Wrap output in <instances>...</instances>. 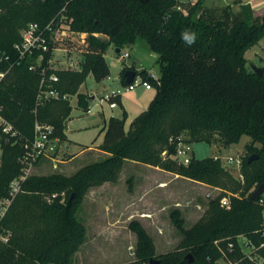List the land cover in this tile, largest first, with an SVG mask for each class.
Returning a JSON list of instances; mask_svg holds the SVG:
<instances>
[{
  "label": "trees",
  "instance_id": "1",
  "mask_svg": "<svg viewBox=\"0 0 264 264\" xmlns=\"http://www.w3.org/2000/svg\"><path fill=\"white\" fill-rule=\"evenodd\" d=\"M203 2L0 0V71L7 72L0 87V108L20 134L15 145L13 138L1 142L0 198H8L11 183L25 175L26 165L20 158L25 144L34 140L37 122L52 126L54 135L66 141L73 111L71 96L77 95L79 106L89 110L91 97L79 90L90 74L97 82L110 76L105 58L108 47L114 45L123 52L144 41L157 56L159 72L156 81L146 69H123L125 85V73L133 70L151 83L156 94L128 131L126 111L121 118L108 120L104 140L97 147L108 155L106 159L86 165L72 176L28 175L21 183L1 223L6 239L0 237V264H72L74 253L87 237V228L77 216L86 192L115 181L126 161L223 191L190 229L179 210L171 213L182 235L176 252L156 255L147 231L133 221L129 227L138 239L137 260L129 264H150L152 259L160 264H249L239 237L257 247L264 244L263 196L257 201L250 199L253 191L264 185V74L251 69L246 53L264 38V16L255 18L249 6H243L238 14L229 8L218 13L205 9ZM30 24L42 28L52 24L54 29L68 25L72 32L87 35L90 50L82 69L52 68L49 64L56 45L51 42L48 52L35 50L22 58L16 45L22 41L21 31ZM185 29L197 34L191 46L182 39ZM99 35H106L109 43ZM52 76L58 81H50ZM42 81L45 89L55 90L58 97L38 104ZM113 101L122 105L121 96ZM243 136L252 142L247 146L240 179L225 169L220 159L200 160L193 155L184 165L175 158L181 138L189 144L221 140L230 146ZM252 155L258 158L249 161ZM227 192L231 193L230 209L220 202ZM63 193L64 201L62 197L46 199Z\"/></svg>",
  "mask_w": 264,
  "mask_h": 264
},
{
  "label": "rangeland",
  "instance_id": "2",
  "mask_svg": "<svg viewBox=\"0 0 264 264\" xmlns=\"http://www.w3.org/2000/svg\"><path fill=\"white\" fill-rule=\"evenodd\" d=\"M215 10L218 13L221 11ZM87 38L85 34L72 32L68 25H61L60 30L57 31L56 49L53 50L49 65L52 68H63L68 58L84 61L86 52L90 50ZM63 50H67V53ZM123 52L130 54L126 62L121 58L122 54L117 53L114 45L108 47L105 57L110 68V76L102 82H97L90 74L81 86L80 94L95 97L90 101L89 107L92 108L90 114L79 106L77 95L71 96L73 111L71 120L67 122V132L73 142H69L70 155L61 158L64 163L43 160L32 167L29 175L72 176L86 165L108 157L106 153L97 148L103 141L102 136L97 139L99 132L105 126L103 112L107 116L106 120L111 115L122 117L123 114L120 106L111 110L108 101L104 102L102 107H96V103L116 90H121L123 98L132 101L134 93L143 90L144 87H137L134 91H125L127 85L121 80L123 69L127 66L141 71L143 67L153 65L157 58L149 51L144 41H140ZM256 52L264 57V38L246 53L249 66L262 67ZM38 62L40 64L41 58ZM151 93L155 95L156 90H151ZM131 121L127 122L126 128L130 127ZM251 142L249 136H243L239 143L230 146H226L221 140L213 144L193 143L191 145L192 156L200 160L219 157L223 167L240 179L237 167L227 166L226 160L229 157L237 158L240 154L247 153V146ZM79 152L81 154L75 156ZM212 188L185 178L177 180L173 174L158 168L132 161L124 162L115 181H106L90 187L86 192L77 216L87 228V237L84 244L74 253L72 264H129L135 262L138 239L129 227L133 221L139 222L147 231L153 240L156 255L178 251L182 235L175 227L171 213L179 210L185 220V227L190 229L203 217L210 201L223 194L221 189ZM58 197H62V201L65 200L64 193L47 196L46 199L51 201ZM230 197L231 193L227 192L221 199L229 198L230 200ZM245 241L246 238L239 237L241 245Z\"/></svg>",
  "mask_w": 264,
  "mask_h": 264
},
{
  "label": "built area",
  "instance_id": "3",
  "mask_svg": "<svg viewBox=\"0 0 264 264\" xmlns=\"http://www.w3.org/2000/svg\"><path fill=\"white\" fill-rule=\"evenodd\" d=\"M60 30L54 29L52 24L47 25L42 28L38 24H30L23 32H22V41L20 44L16 45V49L19 51L21 57H25L27 54H32L35 50H42L43 52H48L50 49V42L53 44L57 43L56 35L57 31ZM56 49V47L54 48ZM53 49V50H54ZM67 53V50H63ZM122 59L126 60L130 58V54L127 52H121ZM42 59V57H41ZM83 60H76L73 58H68L66 61L65 67L57 68V69H65V70H81L83 65ZM7 72L0 71V87L2 85L3 80L6 77ZM151 77L159 81V74L151 73ZM50 81L57 82L58 77L52 76ZM45 83L42 81L40 92L38 94V104L44 103L46 100L57 98L58 92L52 89H45ZM144 87L148 90L153 89L151 83L145 81L141 76H135L132 83H129L125 87V91H133L137 87ZM121 90L113 91L111 94L101 98L96 103V107H102L103 103L108 101L110 108H115L118 106L116 101H113L115 98L120 97L122 95ZM95 99V97H94ZM2 109L0 108V170L2 166V156L3 150L1 147V142L3 138L14 139L13 144H17L20 140V134L15 129V127L2 115ZM92 112V108L89 107V110L86 112L90 114ZM62 140L59 137L54 135V128L50 125H43L40 123H36L35 126V135L34 140L31 143L25 144V152L24 155L20 158L21 162L26 165L24 172L25 175L19 179H15L10 185V196L8 198H0V227L1 223L12 204L16 195L20 192L21 183L27 178L30 174V170L34 165L42 162L43 160H48L52 162H60L59 153L61 149ZM192 144L185 142V138H181L178 143V149L176 154V159L183 163L184 165H188L192 158ZM247 153L240 154L237 158L229 157L226 160L227 166H236L237 169L241 170L243 159L246 157ZM215 159H220L219 157H215ZM221 160V159H220ZM222 161V160H221ZM241 177V174H240ZM222 207L226 209H230V200L229 198L221 199ZM263 202V201H261ZM0 237L2 239H6L5 236L0 231ZM245 238V237H244ZM242 252L245 254V259L249 264H264V254L261 253V250L264 248V244L260 247L255 246L250 243L247 238L243 245H241ZM233 245H231V248ZM241 262H228L227 264H240Z\"/></svg>",
  "mask_w": 264,
  "mask_h": 264
},
{
  "label": "crops",
  "instance_id": "4",
  "mask_svg": "<svg viewBox=\"0 0 264 264\" xmlns=\"http://www.w3.org/2000/svg\"><path fill=\"white\" fill-rule=\"evenodd\" d=\"M179 1L181 3H184V4H193L197 0H179ZM203 6H204L205 9H212V10H215V9H217V10H223L225 8H229L230 11H232L235 14H238L239 12H241V9H242L243 6H249L250 9H251V11H252V14H253V16L255 18H261V17L264 16V0H204ZM256 55L259 56V60L261 62V65H262V67H264V57H262L258 52H256ZM156 62H157V58H156V61L154 63L155 65L153 64L150 67L149 66L143 67L142 70L146 69L150 74L151 73L158 74V69H157V66H156ZM151 90H153V89H151ZM151 90H148V89L144 88L143 90H139V91L135 92L134 93V98L132 99V101H130L127 98H123V96L121 95V103H122V105L118 104V106L121 107L122 114H123L124 111H126L127 114H128V119L126 121V125H127V122H130L131 119L134 116H135L134 117V119H135L138 115H140L142 112H144L145 110L148 109L151 101L155 97V95H153L151 93ZM91 98H94V96H92ZM91 100H93V99H91ZM117 107L110 108V109L111 110H114ZM103 116L105 117V126L99 132L97 139L100 136H102V139L104 140L105 131H103V130L105 129L108 120L111 117H116V116L111 115L108 120H106L107 116L105 115L104 112H103ZM70 118H71V116H70ZM119 118H121V117H119ZM69 120H71V119H69ZM128 130H129V128H126V131H128ZM65 134L67 136V140L62 142L61 149H60V153H59V157H60V162L61 163H64V161H61V158H63L65 155H70V149H71V145H70L69 142H71L72 140L70 139V136H69V134L67 132V127H66V130H65ZM86 148H90L91 149L92 147H86ZM95 150H97V148H95ZM80 154L81 153L79 152V153L75 154V156H78ZM173 177L174 178H177V180H182V177H179L177 175H174L173 174ZM197 183H199V182H197ZM199 184H202L205 187H208V188L213 189L212 187H210V186H208L206 184H203V183H199Z\"/></svg>",
  "mask_w": 264,
  "mask_h": 264
},
{
  "label": "water",
  "instance_id": "5",
  "mask_svg": "<svg viewBox=\"0 0 264 264\" xmlns=\"http://www.w3.org/2000/svg\"><path fill=\"white\" fill-rule=\"evenodd\" d=\"M99 38L101 40H103L104 42H107L109 43V38L106 36V35H99ZM121 52V49H117V53H120ZM251 69L259 74V75H263L264 74V68L263 67H258V66H255V65H250ZM136 76V72L133 71V70H128L126 73H125V78H126V82L129 84V83H132V81L134 80ZM91 99H94V98H91ZM258 156H255V155H252L249 157V161H253L255 159H257ZM264 195V185H260L258 188H256V190L253 191V193L251 194L250 196V199L252 201H257L259 199H261V197ZM193 261V258L191 259V262ZM36 264V263H34ZM150 264H160V261L159 260H156V259H152L150 261Z\"/></svg>",
  "mask_w": 264,
  "mask_h": 264
},
{
  "label": "clouds",
  "instance_id": "6",
  "mask_svg": "<svg viewBox=\"0 0 264 264\" xmlns=\"http://www.w3.org/2000/svg\"><path fill=\"white\" fill-rule=\"evenodd\" d=\"M182 39L186 42V44L191 46L196 42L197 34L190 29H185L182 33Z\"/></svg>",
  "mask_w": 264,
  "mask_h": 264
}]
</instances>
